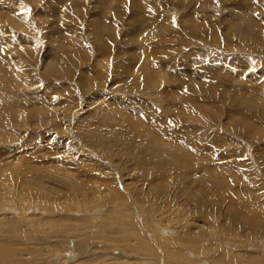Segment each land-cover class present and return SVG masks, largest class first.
I'll return each instance as SVG.
<instances>
[{"label": "rangeland", "instance_id": "374dc122", "mask_svg": "<svg viewBox=\"0 0 264 264\" xmlns=\"http://www.w3.org/2000/svg\"><path fill=\"white\" fill-rule=\"evenodd\" d=\"M0 97V264H264V0H0Z\"/></svg>", "mask_w": 264, "mask_h": 264}, {"label": "bare ground", "instance_id": "6f19581e", "mask_svg": "<svg viewBox=\"0 0 264 264\" xmlns=\"http://www.w3.org/2000/svg\"><path fill=\"white\" fill-rule=\"evenodd\" d=\"M4 65H5V64H4ZM4 67H5V66H4ZM132 67H133V66H132ZM5 84H6V83H5ZM0 98H1V97H0ZM5 101H6V100H5ZM6 102H7V101H6ZM255 229H256V226H255ZM255 229H254V231H255ZM161 230H162V229H161ZM252 230H253V229H252ZM164 232H165V231H164ZM252 234H253V233H252ZM257 234H258V233H257ZM251 237H252V236H251ZM256 239H257V238H256ZM257 240H258V239H257ZM241 241H244V240L242 239ZM184 243H187V242H184ZM249 244H250V243H249ZM260 244H261V243H260ZM185 245H187V244H185ZM235 245H236V244H235ZM241 245H242V244H241ZM180 246H181V245H180ZM177 247H178V246H177ZM183 247H184V246H183ZM190 247H191V246H190ZM2 248H3V247L1 246V247H0V258L3 257V255L1 254V252H2ZM5 248H6L5 250L7 251V249H9L10 247H7V246H6ZM184 248L186 249V247H184ZM9 250H10V249H9ZM9 250H8V252H10ZM12 250H13V249H12ZM12 250H11V251H12ZM17 250H18V249H17ZM12 252H13V251H12ZM10 253H11V252H10ZM3 254H4V252H3ZM5 254L8 255L7 252H6ZM11 255H12V254H11ZM62 255H63V254H62ZM12 256H13V255H12ZM227 257H228V256H227ZM236 258H237V257H236ZM3 259H4V258H3ZM7 259H8V258H7ZM261 259H262V258H261ZM261 259H260V260H261ZM232 260H233V259H232ZM1 261H2V260H1ZM4 261H5V260H4ZM4 261H3V262H4ZM173 262H174V261H173ZM176 262H177V261H176ZM201 262H202V261H201ZM226 262H227V261H226ZM239 262H240V260H239ZM191 263H192V262H191ZM240 263H241V262H240ZM253 263H254V262H253ZM255 263H256V262H255ZM1 264H2V263H1ZM23 264H24V263H23ZM157 264H158V263H157ZM173 264H174V263H173ZM175 264H179V263H175ZM217 264H218V263H217ZM232 264H233V263H232ZM235 264H236V263H235ZM246 264H248V263H246ZM258 264H259V263H258Z\"/></svg>", "mask_w": 264, "mask_h": 264}]
</instances>
